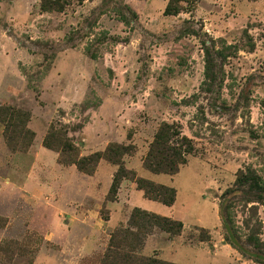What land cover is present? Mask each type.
Instances as JSON below:
<instances>
[{
    "label": "rangeland",
    "instance_id": "374dc122",
    "mask_svg": "<svg viewBox=\"0 0 264 264\" xmlns=\"http://www.w3.org/2000/svg\"><path fill=\"white\" fill-rule=\"evenodd\" d=\"M169 1L0 0V264H101L135 209L183 224L141 234L144 257L264 264V202L237 182L264 186V0ZM166 127L195 151L175 176L143 165ZM117 148L121 165L77 166Z\"/></svg>",
    "mask_w": 264,
    "mask_h": 264
},
{
    "label": "trees",
    "instance_id": "16d2710c",
    "mask_svg": "<svg viewBox=\"0 0 264 264\" xmlns=\"http://www.w3.org/2000/svg\"><path fill=\"white\" fill-rule=\"evenodd\" d=\"M197 1L198 0H170L165 15L178 16L183 11V3L189 4ZM132 16L133 20H137L136 14H133ZM122 21L128 26L133 24L132 21L126 17H122ZM8 111L9 110L0 107V116L4 118L3 122L7 119ZM9 127L10 126H8V128ZM6 142L10 150L14 151L10 137L6 136ZM193 154H195V151L192 142L186 139V137H180V134H176L172 128L166 127L161 129L157 135L147 156L143 159V165L145 169L155 175L175 176L179 173L180 168L187 164V157ZM124 155H128L124 152V149H110L105 155H95L91 159L79 162L77 166L80 170L90 173L92 169H87L85 167L86 163H88V165L91 163L92 167H95L103 158H105L112 164L121 165L120 162ZM126 176L127 173L125 174L123 168H120V171H118L114 178L110 197H116L123 178ZM130 177L135 181L138 189L143 191L145 197L149 200L161 203L167 207H171L175 204L177 191L174 188L154 185L148 180L138 178L135 173H130ZM237 182L239 186L250 183V188L259 191L261 194L258 195V200L256 202H264V196H262L264 194V186L259 182L255 175L250 174L249 177L246 175L240 178ZM145 218L150 221H144ZM152 226L161 229L171 236H177L183 230V224L180 221L157 215H149L140 209H135L128 223V228L116 232L111 236L108 250L102 259L101 264H172L159 259L157 255L152 257H144L142 255L145 247V240L141 241L140 236L144 233L148 234V236L151 235L153 231L152 229L149 231L151 232L150 234L146 232H148V229L152 228ZM130 239L132 240V243L129 241ZM248 240L253 244L255 249L261 250L263 244L260 240H256L254 237H249ZM226 241H231L228 235H226Z\"/></svg>",
    "mask_w": 264,
    "mask_h": 264
}]
</instances>
